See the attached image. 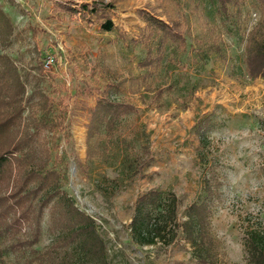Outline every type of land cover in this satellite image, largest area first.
Returning <instances> with one entry per match:
<instances>
[{
	"label": "rangeland",
	"instance_id": "obj_1",
	"mask_svg": "<svg viewBox=\"0 0 264 264\" xmlns=\"http://www.w3.org/2000/svg\"><path fill=\"white\" fill-rule=\"evenodd\" d=\"M53 1L0 0V8L12 25L7 38H0V76L7 74L11 62L24 87V110L15 114V126L0 136V153L12 143H25L35 132V121L43 118L38 95L28 98L33 91L55 100L62 97L68 105L62 128L50 131L39 124L26 150L37 160L51 158L49 165L65 175L62 186L74 204L95 220L109 264H196L181 235L168 246H138L130 241L128 226L136 199L149 189L175 192L180 199L178 219L182 221L185 207L202 197L205 178L215 190L209 218L215 259L219 264H248L243 247L245 231L264 229V77L249 80L242 63L246 34L259 16L251 0H245L233 28L221 22L209 0H179L188 43L196 45L198 38L215 29L227 54L226 61L213 58L195 72L192 66L183 70L190 84L192 79L198 81L185 110L178 108L182 96L176 92L166 97L170 105L161 110L149 97L144 98L146 89L137 66L144 49L129 45L144 26L136 11L156 6V0H103L112 4L111 19L117 27L109 32L101 31L98 24L55 13ZM164 5L180 15L172 3L164 1ZM160 18L165 20L163 15ZM48 57L53 62L43 75L38 74L37 62ZM188 61L192 65L191 58ZM95 63L104 64L110 73L106 77L120 83L121 90L113 98L135 107L123 118L121 131L132 140L133 150L143 161H149L116 192L111 190L110 179L118 170L85 159L88 114L81 108L82 97L77 92L104 80L106 73L100 69L91 74ZM18 86L2 89L0 98L19 93ZM85 102L92 106L94 97ZM13 107L1 105L0 117L10 115L7 111ZM58 112L59 108L52 115ZM200 127L206 139L203 144L199 141ZM55 158L61 160L54 162ZM13 171L0 186V193H8L11 182H7L19 176ZM44 211L41 235L33 246L38 251L48 249L57 236L50 209ZM0 264L15 263L5 258Z\"/></svg>",
	"mask_w": 264,
	"mask_h": 264
},
{
	"label": "trees",
	"instance_id": "obj_2",
	"mask_svg": "<svg viewBox=\"0 0 264 264\" xmlns=\"http://www.w3.org/2000/svg\"><path fill=\"white\" fill-rule=\"evenodd\" d=\"M156 1V6L136 11L144 26L139 29L137 37L129 40V45L132 48L142 46L144 49L137 62L141 70L140 78L146 89L144 98L149 97L150 103L161 110L170 105L166 97L176 92L182 96L178 108L185 110L197 90L198 81L192 79L190 84L187 72L183 70L192 66L195 72L199 67H205L213 58L226 61L225 43L215 29H209L202 39L198 38L200 40L196 45L188 43L184 29L186 19L181 13L180 1ZM164 1L175 5L180 15L167 9ZM209 1L216 6L221 22H227L231 28L236 27L245 0ZM251 2L259 16L246 34L242 63L248 79L254 80L264 77V0ZM53 7L57 14H67L88 24H98L101 31L117 30L111 19L112 4L103 0L92 3L55 0ZM160 8L161 13H157ZM162 15L165 20L160 18ZM11 30L12 25L0 8V38H7ZM228 30V33L233 34L232 30ZM2 58L0 55V60ZM9 65L7 74L0 76V92L13 84L20 85V92L8 93L5 99L0 98V106H14L7 111L10 115L4 116V113L0 117V136L15 126V114L20 115L24 110V87L18 81L19 76L13 64L10 62ZM36 66L37 73L43 75L45 61L39 60ZM99 69L106 73L103 75L104 80L95 87L84 86L77 92L82 97L81 108L88 114L85 124V159L88 162L97 160L118 170L116 177L110 179L111 190L116 192L149 161H143L133 150L132 140L125 138L127 136L121 131L123 118L132 114L135 107L113 98L121 90L120 83L106 77L110 73L101 63L91 66V74H96ZM37 95L44 115L35 121L34 134L25 143H12L0 153V186L5 184L6 176L12 175L13 170L20 176L7 182V185L11 182L8 193H0V262L8 258L13 259L15 264H109L106 245L98 233L95 220L74 204L72 197L62 186L65 175L57 166L49 165L51 158L37 160L27 151L32 142L30 137L37 134L39 124L50 131L61 129L63 116L68 111V105L63 103L62 97L55 100L41 91H33L28 98ZM90 96L94 97L92 106L85 102ZM58 108L59 112L52 115ZM198 132L199 141L203 144L206 141L204 131L200 127ZM60 160L55 158L54 162ZM204 182L202 197L185 207L182 221L178 219L180 199L175 192L149 189L138 196L128 226L130 241L138 246L158 243L168 246L181 235L190 245L196 264H219L215 259L214 238L209 231L211 202L215 190L209 178H205ZM46 208L50 209L57 236L48 249L38 251L33 246L40 238ZM243 247L248 264H264V229L248 228Z\"/></svg>",
	"mask_w": 264,
	"mask_h": 264
},
{
	"label": "built area",
	"instance_id": "obj_3",
	"mask_svg": "<svg viewBox=\"0 0 264 264\" xmlns=\"http://www.w3.org/2000/svg\"><path fill=\"white\" fill-rule=\"evenodd\" d=\"M52 62H53V58L48 57V58L46 59V61H45V66L50 65Z\"/></svg>",
	"mask_w": 264,
	"mask_h": 264
}]
</instances>
